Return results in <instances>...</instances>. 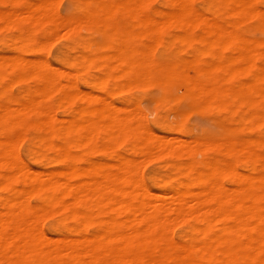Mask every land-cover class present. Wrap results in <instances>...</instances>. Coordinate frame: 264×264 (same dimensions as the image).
<instances>
[{"label": "bare ground", "instance_id": "1", "mask_svg": "<svg viewBox=\"0 0 264 264\" xmlns=\"http://www.w3.org/2000/svg\"><path fill=\"white\" fill-rule=\"evenodd\" d=\"M50 2L52 6L53 1ZM45 4V0H33L25 10L19 11L18 8L16 12L12 8L13 13L5 15L3 8L0 10L5 19L3 14L0 15L3 21L8 19L10 24L16 25L19 32L29 31L24 34L26 38L31 36L27 27L38 24L52 29L65 27L62 34L67 33V29L77 31L83 26L97 33L100 40L81 38L75 42L79 55L71 60L73 71L35 57L8 53L6 57H9L4 59L2 54L0 78L4 76L3 64L17 72L16 76L20 78H32L39 84L38 93L46 90L50 91L45 92L48 94L56 92L61 102L69 104L66 109L69 117L62 119L58 116L59 119L52 107L41 104L39 99L47 97L46 94L26 97L16 106H11L7 100L0 101V130L5 136L0 139V177L3 179L2 182L0 179V186L5 191V195L0 196V264H203L206 259L216 264H227L234 259L262 263L264 151H256V146L264 144V140L261 137L232 139L230 136L235 134L236 128L230 123L223 127L226 139L221 143L194 136L185 139L173 135L169 140V137L155 134L148 125L138 123V118L139 121L133 124L129 117L132 112L121 114L120 108L124 109V106L113 105L108 95L117 93L115 89L120 78L127 82L134 80L140 85H155L164 91V95H170L172 88L176 87L180 92L169 96L174 105L189 99L201 105L203 110L246 121L249 132L264 133V37H247L235 26L245 17L254 18L258 28L264 32V8L257 5V0H216L205 4L207 15L197 10L191 0H168L166 5L173 10H161L158 17H153L147 0H91V4L79 5L73 14L56 18V14L60 15L55 11L56 7L52 10L54 15ZM219 12L229 16L227 21L220 20ZM171 28L179 31L171 34ZM194 29L198 32L193 33ZM59 32L58 35L61 34ZM140 39L150 40L154 45L142 42L140 49L136 48L134 42ZM41 42L43 40L39 44ZM172 42L201 44L194 51L197 55L207 54L208 60L202 61L199 55H195L189 61L186 57L170 63L156 61L155 50L166 48ZM37 43L31 36L30 51L36 50ZM41 44L39 47H43ZM90 69L95 74L89 73ZM78 74H83L84 83L90 87L88 91L79 90L73 80L61 82L62 76L74 79ZM127 82L124 88L131 84ZM7 83L12 86L15 82ZM75 100L83 101L85 105L74 107L71 103ZM128 107L125 106L127 110ZM138 111L145 114L140 108ZM28 114L36 115V119L28 121ZM25 124L49 133L42 140L51 144L63 162L67 161L64 169L42 172L24 164L15 153L11 156L6 145L18 134L13 133L16 136L9 141L7 131ZM172 128L184 131L178 126ZM98 134L102 138L104 135L105 140L133 135L137 137L138 146L144 144L146 157L162 149L175 157H185L182 162L172 164V169L180 177L175 178L169 187L153 192L131 175L134 169L138 173L136 164L146 163L148 159L136 157V160L133 157L135 160H132L128 156L131 160L127 161L129 158L123 156L127 159L117 158L118 163L123 161L120 164L116 161L115 165L108 161V164H113L111 166H116L114 172L103 168L106 171L102 173L103 170L100 171L95 164L94 167L99 169L94 172L93 168L91 171L90 167L85 168L86 165L78 169L72 163L69 142L78 146L93 140ZM50 136L61 143L53 142ZM211 147L218 148L226 157L234 154L242 164L226 157L221 161L203 158L201 162L191 157L194 152ZM129 161L135 162L131 164ZM2 170L5 173H1ZM100 172V179L95 178L94 174ZM74 175L79 176L80 181L73 182ZM14 181H20L24 187L13 186ZM27 194L37 197V208L33 205L31 209L28 205ZM50 209L61 211L66 215L64 220H74L77 226L68 222L63 226L73 235L50 238L39 230L40 227L37 228L36 217ZM93 212L104 216V219L97 222L99 227L90 234L82 232L80 227L94 223ZM118 217L120 219H116ZM177 224H185L179 235L181 242L168 235L169 232L172 234L171 227Z\"/></svg>", "mask_w": 264, "mask_h": 264}, {"label": "rangeland", "instance_id": "2", "mask_svg": "<svg viewBox=\"0 0 264 264\" xmlns=\"http://www.w3.org/2000/svg\"><path fill=\"white\" fill-rule=\"evenodd\" d=\"M32 1L33 0H31V1L30 0H12V1L11 0H0V9L3 10V8H4L5 12L7 11L6 13L4 12L5 15L11 14L10 12H12L13 10L16 12H18V10L20 11L23 8L25 10V7H28L29 5H31ZM37 1H39V0H34V2H37ZM45 1H46L45 7L46 6L48 7V8L46 7V9L49 10L50 13L52 12L54 15H55V12H53L54 11L53 8L56 7L57 10H55V11L60 14V15L56 14L55 15L56 18H59V16H67V15L73 14L72 12H74L76 9L80 8V6H83L84 4H91V0H81V1H79V0H45ZM50 1H53L52 6L50 5V3H51ZM55 1H56V3H55ZM167 1L168 0H147V5L150 7L149 8L150 9L149 10L150 15H152L153 17H158V13L161 10H167V9L173 10L170 6L166 5ZM191 1L197 10H200L201 12H204L205 14L208 15V10L205 8L206 7L205 4L214 2L216 0H196V1L191 0ZM257 5L259 7L264 8V3L262 2V0H257ZM50 6H51V8H50ZM12 8H13V10H12ZM6 9H10V10H6ZM1 10H0V14H1ZM1 15H0V17H1ZM5 15H4V19H5ZM217 16L222 21H224V20L227 21V19L229 18V16L227 14H225L224 12H219ZM2 17L0 18L1 19L0 20V26H2V27H0V59L2 58V54H4L5 57L3 56V58L5 59V58L9 57V56L6 57V55H8V53L10 55H11V53H12V55H13V53H15V55H13V56L24 55L25 57L27 56V58H29V57L34 58L35 57V58H38L40 61L42 59V61H44V62L47 61V63H49V64H52L54 66L56 65L55 67H59L61 69L63 68L65 70L73 71L74 67L72 65L71 60H73L75 57H77L79 55V47L76 46L75 42H77L78 40H81V38L82 39H91L93 41L94 40H96V41L100 40V36L97 33H94L91 30H89L88 28L83 27V26H80V29H78L77 31L67 29L68 30V31L66 30L67 33L65 32L64 34H62V32L65 31L64 30L65 27L63 28L62 26L61 27L63 28V31L60 30V28H61L60 26H59L60 28L57 27L58 28V30H57L56 27L53 29L51 27H49L50 28L49 29L47 27H44L43 25H38V24L29 25L28 27L26 25L27 29L30 28L29 30H30L31 36L33 37L34 40H36L38 42L37 44H39V41L43 40V43L42 42L41 43L46 46V50H45L44 45H43V47H39L41 44L40 43L39 45L36 46V50L34 52H32L29 49V47H31L30 46L31 36L28 35L30 38H28V37L26 38V36L24 35L25 33H28L29 31L28 32L25 31V33L22 32L23 33L22 34L21 32H19L16 29V27H15L16 25H13L12 23L10 24L9 20L7 18L6 19L8 21L7 20L3 21ZM13 18L14 17H12V19ZM232 18H234V17H232ZM248 18L245 17V18L241 19L240 21H237V23L235 25L236 28L238 30H240V32H242L247 37L256 38V39L257 38H263L264 32H262V30H260L258 28V23H257L256 19H254V18L248 19ZM10 20H11V18H10ZM2 22L4 23V25ZM1 23H2V25H1ZM8 23H9V26H8ZM244 25H245V27H244ZM5 27H7V28H5ZM44 28L47 30H44ZM31 29H32V31H31ZM59 30H60V32H59ZM169 30H170L171 34H173L175 32L177 33L179 31V29H176V28H174V29L171 28ZM45 31H46V33H45ZM50 31L51 32L53 31L52 33H54V34L50 33ZM57 31L59 32V34L61 33L62 35L61 34L58 35ZM197 32L198 31L196 29L193 30V33H197ZM18 34H19V36H18ZM14 35L16 36L17 39L14 37ZM52 36H54V37H52ZM8 38H12L13 40L8 39ZM25 38H26V42H24ZM27 39L30 41L28 42ZM21 40H23L22 43H21ZM52 40H53V42H52ZM44 41H46V42L49 41L48 42L49 44L44 43ZM142 42L146 43L147 45L148 44L154 45L150 40L141 41V39H140V41L137 40L134 42V46L136 48L140 49L141 45L144 44ZM27 43H29V44H27ZM26 45H28V46H26ZM199 46H201V44H197V43H190V44H180L179 43L178 44V43L172 42L166 48H163V47H159V49L157 48V50H155L154 58L156 61H158V62L163 61L164 63H170L172 61L177 60L179 57H182V58L186 57V59L189 61V60L194 59L195 55H197L196 51H194V48H199ZM192 55H193V57H192ZM13 56H10V57H13ZM52 58H53V61H51ZM198 58H200V60H202V61H205V60H208V55L207 54L199 55ZM2 66L3 67H1V69H2V71H4V76H3V78H0V101L7 100L11 106L12 105L16 106V105H18V102L22 101L26 97H29V96L38 97L39 94L41 96H42V94L43 95L46 94L47 97H44V99H42V97L40 96L41 99H39V101H41V104L45 103V104H48L50 107H52V109H53V111L57 117L62 116V119L65 117L66 118L69 117L68 113L66 112V109L68 108L67 105H69V104H66L64 101L61 102L59 100V94L58 93L52 92L51 94H48V93H50L49 90H46L47 92L49 91L48 93H45L46 91H44L42 93L41 92L38 93L37 88H38L39 84L36 83L32 78H30V77L20 78V76H18V75L16 76L17 72H15L12 68H9L7 65H4V64ZM88 71L91 74H95V71L93 69H90ZM81 72H84V70ZM11 77H13V78H11ZM17 77L19 79H17V81H15ZM11 79L13 80V82H15L12 84V86L9 83H7V81L12 83ZM70 80L71 81L73 80L72 82H74L76 84V86L79 88V90L82 89L84 91L85 90L88 91L90 89V87L88 85H86V83H84V81H83V74L82 75L78 74L74 79H72V77H70V76H62L61 77V82L69 83V82H71ZM126 82L127 81L124 78H120L117 81V84L119 83L115 89V91L117 90V93H113L111 95H108L109 101L111 103H113V105L118 103V104H116V106H118V105H121L122 107L124 106L125 110L120 108L121 114L126 113V115H128L132 112L131 116H129V117L132 119L133 124L135 123V121L138 122L140 120L138 123H141L143 125H145V124L148 125V127H150V129L153 132H155V134H157V135L158 134H160L161 136L164 135L167 139L169 137V140H171V137L172 138L174 137L173 135H176L178 137H182L185 139H188V138L190 139L192 136H194V137H197L201 140L211 139V140H214L216 142L219 141L218 143H221L222 141H224L226 139V134L223 131V127L226 125V123H228V124L230 123L231 126L236 128L235 134L231 135L230 138L235 139V140H249L251 138L261 137L264 140V133L263 132H260V133L253 132L254 134L252 133V131L249 132L250 128H248L247 122L243 121L241 119L239 120L237 117L229 116V115L222 114V113L218 114V113L210 112L207 109L203 110L201 108V105H199L197 102H193L189 99H185V100L181 101L179 105H176V104L174 105V103L169 100V96L180 92L176 87L172 88L173 90L170 93V95H164V91L155 85H142V84L140 85V84L134 82V80H130V81H128L129 83H131V84H129V87L127 86V88H124L126 86ZM176 86H178V85H176ZM3 87H5V88H3ZM122 88H123V90H122ZM2 92L5 95H3ZM121 92H123V93H121ZM135 103L137 104V106H135V108H134V105H136ZM71 104L74 107H76L77 105H79V106L85 105V103L83 101H80V100H75V102H73ZM121 106H119V107H121ZM125 106L126 107L129 106L128 107L129 110H127V108H125ZM132 107L134 108V111H132V109H133ZM136 107H138V109L140 108V111L144 112L145 114H143V115L140 114L141 112H139ZM130 108H132V109H130ZM126 111L128 112V114ZM186 111H190V112L184 114V112H186ZM132 117H134V119ZM142 117H144V118H142ZM35 119H36V115L28 114V116H27L28 121L32 122ZM138 123H137V125H138ZM174 126H178L180 129L183 128L185 132L184 131L179 132L177 129L172 128ZM246 126H247V128H246ZM137 128L139 129L140 126H137ZM14 131H16V132H14ZM17 131H18V133H17ZM19 132H21V133H19ZM13 133L18 134L19 139H18V137L15 138L16 135ZM195 135H197V136H195ZM44 136H49V133L45 129L41 130V129H37V128L33 127L30 124H25L23 126L17 127L15 129H9L7 131L6 138L8 137L9 141L11 139H14V138L15 139L13 140L14 143L11 140V142H10L11 145L9 143V145H6V147H8V149H10L9 151H10L11 156H12V153L13 154L15 153L18 156V159L20 161H22L24 164H26L27 166H29L32 169L35 168V169H38V171L42 170V172L52 171L53 169H56V168L64 169V167H66L65 164L67 163V161L64 160V162H63L58 157V152L51 146V144L46 143L45 141L43 142L42 138ZM123 136H126V135H122V137H119L118 139L123 138ZM4 137L5 136H3V134L0 130V139L1 138L4 139ZM49 138H51L50 140H52L55 143H58V144L61 143V142H56V141H58V139L54 138L53 136H50ZM118 139L116 138V139L105 140L104 135L102 138V135L98 134L97 136H94L93 140L84 142L83 144H79L78 146L75 145L74 142H69V144H68L69 150H70V153L73 155V160H72L73 165H75L78 169L81 167L83 169V166L86 165L85 168L88 169L90 167L89 170L93 168L92 172H94L96 169H99V168H97L99 166L100 171L103 170L102 173H104V171L109 170V169L113 172H114V170H116V166H111L113 164H110V163L108 164L107 162L109 161V162L114 163L117 161L116 163L120 164V162H122L123 160H120V162L118 163L119 160L117 158L124 159V160H126L129 157H132V160H135L134 158H136V157H141L142 158L141 160L148 159V161L146 160L147 161L146 163H145V161L144 162L141 161V163H143L145 165L139 163L140 159L138 161L139 164L135 165V163H134L136 168L138 167V173L136 172L137 169H134V165H132L131 169L133 168L135 171L132 169L134 171V173L131 171V175L137 181H141L142 183H145L148 186V188L153 192H158L163 188L169 187L170 184L173 183V180H175V178L180 177V175L175 171V169H172V167H173L172 164L182 162L183 160H185V157H182V158L175 157L174 155L170 154V152L166 153V151H168V150L165 151V149H162L163 151L158 149L161 152L158 151L159 153H157V150L155 151V148H154L153 151H155V152H153V153L151 152V154H154V153H156V154L154 155V157H153V155L151 157L150 156L151 154H150L149 155L150 158H149V157H146L147 153L144 150V144H142L143 146H141V145L138 146L137 137H135L133 135H127V137L124 139H121V141ZM111 140H113V141H111ZM43 144H45V145H43ZM135 144H136V146H135ZM113 145H114V147H113ZM11 146H13L14 148ZM0 148L2 149V147H0ZM130 148H133V149L130 150ZM198 148H201V147H198ZM1 149H0V152H1ZM136 149H138V150H136ZM140 150H142V151H140ZM143 150H144V152H143ZM202 150L203 149H201L200 152H197V151H196V153L194 152V154L191 157L198 162H201L203 160V158H208L210 160H215V161H221V159H224L226 157L224 155V153L216 147L207 148V149H204L203 151ZM14 151H16V152H14ZM137 151L141 152V153H138ZM256 151H258V152L264 151V144H260V146H256ZM161 153H162V156H161ZM143 155H145L146 158H143ZM123 156L127 157V158H124ZM151 158H153V159H151ZM226 158L230 159L233 162L239 163V165L242 164V161L237 160L236 156L234 154L229 155V157H226ZM128 160H131V158L127 159V161ZM136 160H137V158H136ZM129 162H131V164H133L132 162H135V161H129ZM116 163H114V165ZM93 164L98 165V166L94 167ZM105 164H108V166L106 167ZM137 165H139L140 168ZM200 167L202 168V166H200ZM103 168L106 170H104ZM1 173H5V171L2 170ZM98 174L100 175L101 172L94 174L95 178L100 179L101 175L98 176ZM168 175H170L172 177H169ZM0 179L2 182L3 179L1 177H0ZM80 179L81 178L79 176L74 175V176H72L71 180L73 182H78V180L80 181ZM227 183H228L227 184L228 186H232L231 183H229V182H227ZM13 186H15L19 189L24 187L20 181H14ZM3 195H5V191L0 186V196L2 197ZM27 195H29V194H27ZM27 195H26V201L28 200L27 201L28 205L32 209L34 206L38 205L37 197L34 195H31V196L29 195V197L27 199ZM34 208H37V206ZM1 209H2V206H0V211H1ZM79 209L82 210L81 208H79ZM51 210L52 209H50L49 211L46 210V212L43 211L42 215L40 213H39V215L37 214L38 216L36 217V222H35V225L37 226V228L40 227L39 230L45 236L50 237V238H54V237L60 238L64 234H69L70 236L73 235L72 233L65 231V228H63V226L68 224V223L71 225L75 224L74 220H72V219L71 220L70 219L64 220L66 215H64L61 211H59L57 209H53L52 211ZM50 211H51V213H50ZM92 214H91V217L93 220L92 222H94V223H89V225L86 226L85 228L80 227V230H82V232H86V233L88 232L87 234H90L91 232H93V230L98 226V223H97L98 221H101L102 219H104V216H102V215H96V213L94 214V212ZM39 216H41V218H39ZM116 219H120V218L118 217ZM45 220H47V221H45ZM174 226H175V228H174ZM174 226L171 227L172 228L171 229L172 234L169 232L168 235H170V236L172 235L171 237L174 241L181 242L182 239L180 238L179 235H180V232L184 230L185 224H183V225L177 224ZM120 227L121 226L119 225V228ZM256 263H260V262L257 260L249 261L248 259H234L231 262H228L227 264H256ZM203 264H216V263L214 261L206 259V260H204ZM260 264H264V261Z\"/></svg>", "mask_w": 264, "mask_h": 264}]
</instances>
